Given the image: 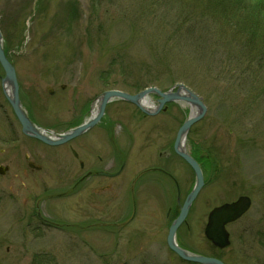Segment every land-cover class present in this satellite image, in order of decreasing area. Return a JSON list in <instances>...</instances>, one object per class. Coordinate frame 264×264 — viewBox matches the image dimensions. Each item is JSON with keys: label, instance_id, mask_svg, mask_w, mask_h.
<instances>
[{"label": "rangeland", "instance_id": "rangeland-1", "mask_svg": "<svg viewBox=\"0 0 264 264\" xmlns=\"http://www.w3.org/2000/svg\"><path fill=\"white\" fill-rule=\"evenodd\" d=\"M263 4L264 0H0V31L4 45L17 51L13 57L18 58L24 107L32 109V102L35 122L42 128L55 131L51 125L61 114L64 122L70 120L66 119L75 106L73 94L77 100L93 101L104 90L133 92L156 86L166 91L179 83L201 97L207 110L189 129L185 150L199 158L207 183L190 211L188 226L179 228L178 243L226 264H264V76L247 68L256 57L252 49L264 48ZM35 6L37 14H31ZM248 58L249 64L241 65ZM46 86L54 93L49 95ZM0 104L7 108L1 87ZM189 108L188 103L174 101L157 115L143 117L129 104L109 105L105 123L117 130L113 140L124 155L121 176L108 181L106 189L94 178L91 187L76 191L72 184L77 179L61 177L53 161L54 154L68 155L67 146L63 152L40 147L19 129L9 130L1 109L0 165L11 168L0 175V264H190L159 241L160 236L153 237L151 225H142L148 214L160 216L158 202L165 196L161 189L152 188V197L147 191L139 194L138 218L117 231L124 236L120 241L101 237L107 225L119 219L121 205L127 209L123 218L131 213L130 190L136 181L153 176L144 171L170 147ZM59 127V132L65 128ZM94 131L83 140L92 142ZM102 139L109 147L110 134ZM100 142H94L99 149ZM80 150L87 162L96 163L94 151ZM25 153L41 171L27 168ZM175 169L183 170L184 198L194 175L184 162ZM121 177L126 183L118 193ZM244 194L252 198V207L228 227L230 245L219 251L200 237L207 214ZM39 212L54 225H43L36 217Z\"/></svg>", "mask_w": 264, "mask_h": 264}, {"label": "flooded vegetation", "instance_id": "flooded-vegetation-1", "mask_svg": "<svg viewBox=\"0 0 264 264\" xmlns=\"http://www.w3.org/2000/svg\"><path fill=\"white\" fill-rule=\"evenodd\" d=\"M11 61L13 62L15 66V73L18 79V84H19V96L18 97L20 98V101H21V105H22L21 107H23L24 111L27 114V117H29V119L34 124L39 126L38 123L35 122L32 102L30 101L32 105L30 106V108L32 109L28 110L27 107H24L25 105H24V101L22 97L23 85L20 83L19 76H18L20 75V73H18V68H17L18 59H14ZM3 78H4V72L2 68L0 67V87H1V92L5 98L6 106H7V108H2L3 105L5 104L3 105L0 104V111L2 109L5 112V116H6V119L4 120L5 122L4 125L6 128H9V130L10 129H13L15 131L18 129L21 130V125L13 113L10 103L8 102L6 96L4 95L3 82H2ZM35 85L37 86V84ZM73 95H74L73 105L75 106L73 107L72 112L69 114V116L66 119V120L68 119L70 120H68L67 122H64L63 118L65 115L61 114L55 120V124L51 125V128L54 127V129L57 130L59 126H65V128L60 130V132L69 130L71 128H75L79 126L78 124L88 119L91 115L90 113H92L93 108H96L97 106L96 99H94L93 101L89 99L77 100V95L75 94ZM29 97L30 96H28V98ZM107 108L105 112L107 111ZM105 116H106V113H105ZM105 116L100 121L101 125L99 126L100 124L99 123L98 127L97 126L95 127L98 129L94 133L92 142H90L88 139L81 140V135H80V137L68 143L67 146H69V152H70V155L72 156V159L70 158L66 159L64 157H59L57 155L53 156L54 157L53 161L58 164L57 167H59V170H60L59 175L61 177L62 175H66V177H69V179H71L72 182H74L77 179L72 184L74 191H76L77 189L81 190V189H86L87 187H91L90 185L92 184V181L94 178L102 180L101 186H99V188L106 189L107 186H109L108 181L114 180L121 176V173L124 167V164H123L124 155L122 153L123 151H122L121 146L118 145L119 144L118 141L113 140V137H114L113 133H111V131L108 130L107 127L104 126L105 124H107L104 122V119L106 118ZM90 131L91 130H89L88 132ZM88 132H86L83 135H86ZM107 133L110 134V138H111V143L109 147L107 146V144H105L106 142L102 139V136L107 135ZM27 139L33 140L39 143V141L32 139V138L27 137ZM95 141H101L100 149L99 147H97L98 145L94 143ZM173 142L170 144V147H168L167 149L157 154V159H156L157 164H155L154 167L149 168V169H154V170H151V172L148 173V174H153V176L148 177L146 180L136 181L137 183L134 184L133 186L134 188L130 190V201L129 202L131 205L130 206L131 213L126 218H123V214L125 213V210L127 209L123 211V207L121 205L118 208V214H117V217L119 216V219L114 218L115 221L112 224L107 225L110 227L105 226L107 229V232L106 234H102L101 236L103 237L105 241L113 242L115 239H116L115 241L117 240L120 241V238L124 237L123 235L119 234L117 231L122 229L124 226H126V224H129L134 219V217H137L138 205H139L138 204L139 194L143 192L145 193L147 191V193H150L149 195L152 197L151 189L156 188L157 190L161 189L162 191L165 192V196L163 197V200L161 198V201L158 202V206L160 207L158 208L160 216L154 219L151 217L152 214H148L149 213L148 212L147 214L149 215V218L147 220L142 219L143 221L141 222H142V225H145L146 227L149 225L153 227V232H152L153 237L158 235L160 236L158 238L159 241L166 242L168 234H169L168 232L172 224L171 222H173L178 217L183 207V202H182L183 201V170H180V171H176V169L175 171L173 170V167L175 164L176 165L180 164V162H183V161L180 157H178L173 152ZM39 146L47 147L45 144L41 142L39 143ZM81 147H83L84 149H87L91 154H93V151L96 153L94 157L92 158L93 160L96 161L95 164H91L90 161L87 162L85 160L83 155H81L82 154L80 150ZM95 147L97 148V150ZM2 153H5V152H2ZM35 156L38 158L39 154L36 153ZM23 158L29 161V158H30L29 154L25 153ZM6 166H8L9 169L11 168L9 165H6ZM124 183H126V179L121 177V179L118 181V187L116 188L118 190V193L122 192V191L119 192V190L120 189L123 190L124 185H125ZM145 204L148 206L150 203H145ZM143 211H146V210H143ZM190 211L191 212L193 211V206H191L190 210L188 211V215L185 220V224L187 226L189 224L188 216L190 214ZM88 216H89V209H86L85 217L88 218ZM37 218L40 222L43 223V225L45 224V225L50 226L48 223H46L48 219H46V217L42 213L40 212L37 213ZM196 219L198 218L196 217ZM52 225H54V223H52ZM182 226L183 224L180 227ZM179 228L175 234V239L177 242L182 237L181 233H179ZM111 231H115V232L112 233ZM152 236L149 235L148 237H152ZM200 237L202 238L204 237V233L202 231L200 232ZM179 245L183 247L182 243H180Z\"/></svg>", "mask_w": 264, "mask_h": 264}, {"label": "water", "instance_id": "water-1", "mask_svg": "<svg viewBox=\"0 0 264 264\" xmlns=\"http://www.w3.org/2000/svg\"><path fill=\"white\" fill-rule=\"evenodd\" d=\"M1 44H2V39L0 36V59L2 60L3 55H2V50H1L2 48ZM1 63L3 65L2 67H4L6 71V76H5L6 81L8 82V84L11 83L12 87H14V101L12 102V100L10 99V102L14 108V111L17 117L20 119L23 125V133L28 135V137L31 136L38 140L40 139V141L48 145H59V144H62L68 141L72 137L76 136L78 133H80L82 130L86 129L89 126V125L83 126L79 128L78 130L67 132L60 136L58 135L57 138L55 139L47 136L46 131L39 130L38 128L34 127V125L29 122V120L25 117L24 113L19 107V102L17 99V86H16L14 72L11 71L12 69H8V67L5 66L3 61H1ZM181 88L185 89L182 85H178V88H177L178 90L175 93H162L156 88H150L134 96H131V95H128L122 92H118V91L106 92L101 96L99 116L102 114L106 102H108V100L110 101V99L114 97H121L127 100L128 102L131 101L132 103H134L135 105L139 107L140 111L146 114H155L164 103L170 102L171 100L173 101V100L182 99L183 101L189 102L191 105L195 107V109H197V115L193 118L189 117L183 123L182 127L179 129L178 136H177V145H179L181 137L182 136L183 138L185 137V134L187 133L190 126L194 122L199 120L200 118H203V115L205 114V111H206L204 104L202 103L201 99L198 96H196L195 94H193L191 91L187 89H185V91L188 93V95H182L180 93ZM150 92H154L160 96V99L158 100V104H159L158 108L154 112L147 111V109H145L141 105V102H140L141 98H144ZM176 151L179 155H181L184 158V161L186 160L194 169L196 173V180H195L196 184H195L194 189L191 190L189 195L186 197V200L184 201L183 209L182 211H180L181 215L175 222H173V226L171 228V231L169 232L170 236L168 238V244L170 248L176 252V254H178L181 258L185 260H188L194 263H200V264H223L217 259L204 257V256H201L200 254L199 255L192 254L185 250H182L179 248V246L177 247L173 241V234H174L175 229L177 228V225H179L182 219H184L189 206L194 201L195 197H197L199 190H201L203 186L202 174H201V171L199 170L197 163L187 154L184 148H183V151H181L180 149L179 150L176 149ZM249 205H250V200L242 197V198H238V200L232 204H225L219 207L218 209L216 208L215 210H212L210 214V220H208L209 224H208L207 230L205 231L209 239H211L217 246H219V248L226 246L228 244V241H227V233L226 231H224L225 230L224 225L228 222L234 221L237 218L239 219V217L249 208Z\"/></svg>", "mask_w": 264, "mask_h": 264}, {"label": "trees", "instance_id": "trees-1", "mask_svg": "<svg viewBox=\"0 0 264 264\" xmlns=\"http://www.w3.org/2000/svg\"><path fill=\"white\" fill-rule=\"evenodd\" d=\"M262 8L264 9V4L262 6ZM264 13V12H263ZM260 22H263L264 23V20H261ZM260 22L258 23L260 25ZM258 25V27H259ZM264 45V43H263ZM254 50V52H256V57L252 60L251 64H249V58L248 60L244 59V60H241V65H248V69H250L252 72L256 73V75H262L264 74V48L263 49H257V51H255V49H252ZM238 54L240 55H243V56H246L245 53H242V52H237ZM205 56V54L202 53V57ZM256 59H257V62H256ZM202 61H205V60H202ZM201 64H204V65H207L209 63H201ZM199 64V67H201ZM245 71V73H247V69L242 67Z\"/></svg>", "mask_w": 264, "mask_h": 264}, {"label": "bare ground", "instance_id": "bare-ground-1", "mask_svg": "<svg viewBox=\"0 0 264 264\" xmlns=\"http://www.w3.org/2000/svg\"><path fill=\"white\" fill-rule=\"evenodd\" d=\"M196 113H197L196 109L192 108V110H191V115H192V117H193V115H195Z\"/></svg>", "mask_w": 264, "mask_h": 264}]
</instances>
